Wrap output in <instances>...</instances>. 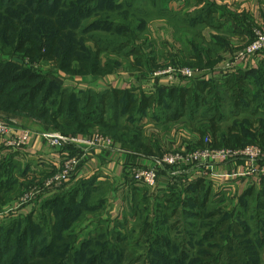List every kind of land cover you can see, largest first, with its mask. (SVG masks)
I'll return each instance as SVG.
<instances>
[{"label":"trees","instance_id":"trees-1","mask_svg":"<svg viewBox=\"0 0 264 264\" xmlns=\"http://www.w3.org/2000/svg\"><path fill=\"white\" fill-rule=\"evenodd\" d=\"M120 1L76 0L71 3L76 12L67 16L58 11L59 7H66L65 0H0V51L11 56L10 58L21 56L34 62L45 60L55 63L60 72L80 79L113 75L114 64L110 62L103 67L100 57L109 51L114 52L113 46H116L118 51L132 48L131 54H134L138 45L137 36L131 37L134 29L127 24L119 27L121 43L102 46L101 41L94 38V49L84 57L81 41L78 39L81 31L76 34L79 26L73 24L79 22L78 19L82 16L84 19L93 18L105 12L110 3L115 6V10H122L123 7H116V2ZM147 1L149 0H145V3H148ZM223 11L226 13L224 9ZM217 12L215 5L207 4L198 13L205 15L203 20L193 19L192 15L189 16L190 20L185 21L203 30L205 24L198 25L195 21L212 26L210 17ZM218 44L224 47L220 39ZM203 50L201 53L197 50V61L194 65L212 68L216 57L211 50L207 49L206 53ZM205 55L210 59L209 62L202 59ZM141 71L143 69L140 70V73H143ZM244 75L230 76L225 80L224 86L219 84V87L215 81H196L192 87L173 88L169 91L158 89L150 95L145 92L136 94L134 89L111 88L102 92L81 90L82 96H78L72 90L59 87L41 73L0 59V114L7 120L22 117L34 119L63 136H81L90 133L94 128L112 134L121 126L128 132H123L121 136L112 134L115 142L135 152L149 154L151 149L147 142H142L138 135L133 134L138 128L136 124L148 117H152L156 122H163L165 115L169 120L170 117H175V122L183 117H188L193 122L197 120L201 109L207 107L208 114H215L205 118L209 122L208 128L198 131L201 138L199 147L233 149L245 147L250 141L244 142L233 129L220 125L224 118L223 108L220 106L221 96L231 92L234 98L235 95L240 93V96L242 92H246L241 78ZM208 96L212 98L208 99ZM123 120H126L127 124H124ZM67 150L71 151V154L75 153L72 148ZM14 180L16 181L15 171L9 165L0 163V209L9 199ZM94 183V180L82 182L72 191L46 199L41 202L39 209L0 229V264H132L129 263L132 260L128 254L129 250L123 245L129 240L127 237L116 233L108 235L102 231L98 235L90 231L87 237H81L76 232V227L85 223L89 215L99 212L104 203L100 200L98 202V199L94 203V198L91 200V196L100 192ZM203 183L199 181L178 198L179 205L188 210L180 212L173 209L169 215L174 218L179 214H188L186 216L190 221L187 224L191 227L187 229L185 224L186 230L181 236L183 239H174V242L169 237L158 239L156 233L149 239L147 234L150 227L161 229L160 226L163 223L165 226L168 222L156 221L157 217L161 218L163 214L160 208L155 210L153 220L148 217L145 219L147 225H143L141 238L136 241L139 245L144 242L143 238H148L149 241L146 245L148 255L142 264L260 263L259 257L252 256L261 255L260 252L251 251L248 245L251 242L256 249L258 236L252 235L253 231L249 228L242 229L233 224L231 220L234 213L215 212L206 215L211 204L210 189H206ZM243 200H247V197ZM244 206L241 205L242 208ZM263 206L264 203H260L258 214L262 226L256 224L258 229L256 228L255 234L264 232ZM237 215L239 219L246 218L241 212ZM193 229L199 239L196 244Z\"/></svg>","mask_w":264,"mask_h":264},{"label":"crops","instance_id":"crops-1","mask_svg":"<svg viewBox=\"0 0 264 264\" xmlns=\"http://www.w3.org/2000/svg\"><path fill=\"white\" fill-rule=\"evenodd\" d=\"M169 2L184 5V10L182 11L181 9V16L187 21L190 20L189 16L192 15H194L193 19L203 20L205 15L198 13L207 4L215 5L218 8V12L210 17L212 26L195 21V24L198 25L205 24L203 25L205 26L203 30H206L207 33L204 34L203 32L202 34L205 38L204 41L219 50L216 53L218 55L215 56L216 63L212 68L195 65L194 68L199 71L195 79L200 82L215 81L223 85L228 77L245 74L244 77H241L245 85L244 90L247 85L246 79L251 77L259 78L264 84V78L259 75V72L264 74V54L246 62L237 63L233 72L221 76L224 68L234 60L235 55L252 41L254 31L261 30L264 32V0H170ZM223 9L226 13H224ZM219 39L224 44V47L218 44ZM196 53L197 50H195V54L189 52V55L185 50V57L182 58L188 60L189 64H194L192 62L197 61ZM202 59L205 62L210 60L206 55ZM215 70H218V73H215ZM123 75V78L120 75H112L98 79L97 89L94 88L92 90L102 92L111 88L121 90L134 89L137 91L136 94L145 92L150 95L154 94L158 89L169 91L173 88L184 87V81H186L172 78L168 75L155 76L153 74L144 75L143 77L141 75L136 77L135 74ZM91 81L94 82L95 79ZM101 81H104V84L107 85L101 84ZM228 93L232 97L231 92ZM242 93L240 96L239 93L238 96L232 97L233 105H235L233 108L237 113H241L248 104V100H251L246 92ZM211 98V96L210 98L208 96V99ZM165 116L163 122L160 121V124L170 123L166 130L160 129L154 123V120H149L145 124L147 126L145 130L149 132L150 136V141H147V145L151 149L149 154L135 152L133 149L123 147L119 142H115V147L111 149L92 150L86 163L62 189L51 191L44 197L49 199L56 195L67 193L82 182L94 180L95 187L103 190V196L99 197V200L103 201V204H111L105 215L102 212V204L99 210L101 218L105 221L108 219L120 220V222L124 219H130L134 223L138 222L139 219L145 220L147 217L153 220L155 210L159 208L161 212L164 209L166 212H171L173 209H178L180 212L188 210L185 206L179 205L178 198L199 181H203L205 188L210 189V202L222 197L231 200V204H227L229 206L226 205L224 208L226 213L237 215L241 211L244 214L241 205H245L248 201H254L255 203V200H259L261 204L264 203V161L257 165L259 171L256 173L250 172L251 167L245 161L184 163L183 166L177 169L166 166L158 167L156 161L164 151L187 152L199 149L201 142L198 134L199 130H192L186 124L185 120L189 122L188 117H183L175 122V117H170L171 120H169ZM18 130L30 129L20 126L17 132H19ZM31 132L30 145L23 150L5 147L0 141V163L9 165L15 171V176L20 180V184L25 183L27 179L44 180L50 177L60 170L66 154H71V151L64 153L51 148L43 140L41 134L51 132H39L36 130ZM132 166L151 169H157L158 167L160 180L157 187L150 189L133 182L128 171ZM16 171H18L17 174ZM200 192L201 189H199ZM197 194L196 192L195 195ZM246 197L247 200H243ZM260 203L258 207L256 206L255 212L257 214L260 211ZM246 209L248 210V208ZM147 213L152 214L146 215ZM255 235L258 237L262 236L261 239L264 240L262 234L256 233Z\"/></svg>","mask_w":264,"mask_h":264},{"label":"rangeland","instance_id":"rangeland-1","mask_svg":"<svg viewBox=\"0 0 264 264\" xmlns=\"http://www.w3.org/2000/svg\"><path fill=\"white\" fill-rule=\"evenodd\" d=\"M169 1L170 0H149L147 1L148 3H145V0H121L118 3L116 2V7H123L122 10H115V6L111 5L112 3H110L106 6L107 10H105V12L101 14H98L96 17H88L84 19V17L82 16L78 19L79 22L73 25L79 26V30L75 32L76 34L81 31V35L79 33L78 39L81 41V47L84 57H87L88 52H92V50L94 49V38H98L101 41L102 46L106 44L108 45V43H121L122 39L119 37L121 33L119 27L126 24L130 25L131 28L134 29V34L131 37H133L134 35L137 36L138 45L136 46L135 50H138L140 52L137 53L135 51L134 54H131V51H133L132 48L122 49L121 51H118L116 46H113L115 49L114 52L109 51L102 54V56L100 57V63L103 67L108 65V63L110 62L114 64L115 70L112 72L113 75H120V77L123 78V74H135L136 77H138V75H141L143 77L144 75H153L155 73L167 70H175L183 67L196 69L194 68V64H191V67L189 65V61L182 58L185 57V50L187 51V54H189V52L195 54V50H199L201 53V50L205 49L203 51L204 53H206V50L208 49L211 50L213 55H218L216 54L219 51L217 48H214L209 44H205L202 34L203 32L204 34H206V30H202L201 27L195 28L194 24H190L182 18L181 13L184 10V5H179L177 3L174 4ZM73 2H76V0H65V3L67 4L66 7H59L58 11L62 15H73L76 12V9L73 7V5H71V3ZM81 15H83V13ZM257 31L261 30L254 31L252 41L255 39ZM10 57L11 56L5 55L0 51L1 60L11 61L25 69H31L34 72L41 73L42 75L48 77L50 80L58 84L59 87L69 91L72 90L77 93L78 96H82V92H80L81 90L96 88V85H98V79H103L99 77H84L82 81V79H80L79 77H73L66 73L60 72L55 63L47 62L45 60L34 62L27 57L25 58L21 56L13 58ZM142 69L143 71L141 72L143 73H140V70ZM217 71L218 70H215V73H218ZM223 72L221 76H225L226 74L231 73ZM259 75L264 78V74L262 72H259ZM93 79H95L94 82L91 81ZM196 81L198 80H186L184 81V87H192V85ZM101 84L107 85L104 84V81H101ZM246 84L247 85L245 91L251 100H248V104L241 113H237L234 110L233 98L229 96V93L226 92L227 95L221 96L222 102L220 106L223 108L222 111L224 113V118L220 122V125L226 129H233L236 135L239 134V137H242L244 139V142L250 141L247 146H264L262 145V137L264 136V84L262 80L257 77L246 79ZM214 114V112L208 114L207 107H204L198 114L197 120L191 122L188 119L190 123L187 120L185 121L192 130L207 129L209 122L208 120H205V118H210ZM0 118L7 120L6 117L4 118V116H2L1 114ZM149 120H154V123H156V125L160 127V129L164 130H166V127H168L170 124H160V121H158V123L155 121V119H152V117L144 118L141 122L136 124L138 128H136L137 131L133 133L135 135H138V139L142 142L150 141V136L148 134L149 132H146L145 130L147 127L145 124ZM7 121H13L15 124L24 128H28L31 131L36 130L39 132H54L49 126L42 125L39 121L30 118H11ZM123 123L127 124L126 120H123ZM123 132L128 131H125V129L120 126V129L118 131L116 130V132H113L112 134H118V136H121ZM98 133L102 136L112 139L115 142L112 134H106L100 128H94L90 133L83 134L81 136L87 137ZM169 153L173 152L164 151L160 154L158 159L163 158L165 154ZM17 173L18 171H16V174ZM44 180H36V178H32L27 179V181L23 184H20V180L18 178H16V181H13L14 185L11 184L12 189L10 190H12V192L9 194V199L0 209V229L12 225L15 221L27 216L33 210L40 208V206L42 205L41 202L46 200L44 195L38 196L37 199L34 200V202L27 205H21V203L24 195L33 188L41 187V184ZM102 191L103 190H100L101 193L97 192L96 195L91 196V200L94 198V203L97 199L99 202V197L103 196ZM227 204H231V200L226 197L211 201L206 215L215 212H225L224 208ZM258 204L259 200H255V203L254 201H248L243 207L244 216H246V218L243 220L241 217L239 219V215H233L231 222L238 225L242 229L249 228V230L253 231L252 235H255V230L257 228L256 224L258 226H262L261 217L258 216V214L255 212ZM110 206L111 204H103L102 212L104 213V215L108 211V207ZM246 208H248V210ZM170 214V211L166 212L164 209L163 214L161 215L162 217H157V222H168L165 223V226L163 223L160 226L161 229L150 227L147 234L149 239L153 238L152 236L154 233H156L155 236L158 237V239L169 237V239L173 242L174 239H183L181 236H183V233L186 230L185 224L190 221V218L186 216L188 214H179L174 218H170ZM100 215L99 212H97L95 215H89L86 218L87 221L85 223H82L80 226L76 227V232L81 237L85 235L87 237L90 231L95 235H98L100 231H102V233L107 232L108 235H110L111 233L113 235H115V233L121 234L123 237H127L129 239L127 243H123L125 248H128L129 250V256L132 257V260L129 263L142 264L145 260V256L148 255L146 245L149 241L148 238H143L145 243L143 242L144 244L142 243L141 245H139V243L136 241L141 238L140 233L141 231H143V225H147V222L142 219H139L138 222H135L136 224L134 222H131L130 219H124L121 222L120 220L116 221L108 219H106L105 221L101 218ZM205 223L210 224V222L207 221H205ZM186 227L188 229L191 226H188L187 224ZM263 233L264 232L260 234L263 235ZM192 234L196 235V237H194L196 244L197 241H199L197 232H195L193 229ZM261 237L262 236H259L257 238L258 242L256 249H254L251 242H249L248 245H250L251 251L253 250L255 252L256 250V252H260L261 255L252 256H255V258L259 257V264H264V240H262ZM243 257L245 258V256Z\"/></svg>","mask_w":264,"mask_h":264},{"label":"built area","instance_id":"built-area-1","mask_svg":"<svg viewBox=\"0 0 264 264\" xmlns=\"http://www.w3.org/2000/svg\"><path fill=\"white\" fill-rule=\"evenodd\" d=\"M264 54V32L257 31L255 39L238 52L234 60L224 68L226 73L233 72L237 63L246 62L254 57ZM198 70L183 67L175 70H167L155 73V76L168 75L172 78H179L184 80H193L198 74ZM20 126L13 121H7L0 118V141L5 147L16 150L26 149L30 145L32 132L30 130H23L17 132ZM43 140L47 144L59 151L67 153L68 148L75 150L74 154H66L64 157L60 170L50 177L46 178L41 187L33 188L28 191L23 199L21 205H27L34 202L38 196H43L51 191L62 189L78 172V170L86 163L90 157V152L95 149H111L115 147V142L101 134H94L92 136H63L59 133H44L41 134ZM238 162L245 161L249 164L250 172L256 173L259 171L257 165L264 161V148L261 146H245L239 148H222L213 149L206 147L199 148L187 152H173L165 154L163 158L157 159L158 167H170L177 169L187 164H199L201 162ZM156 168H144L132 166L129 168V173L133 182L147 188L157 187L160 180V170Z\"/></svg>","mask_w":264,"mask_h":264}]
</instances>
